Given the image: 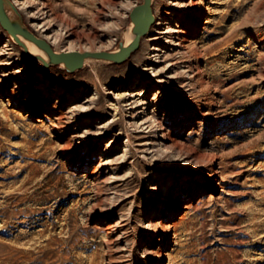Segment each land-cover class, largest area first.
Listing matches in <instances>:
<instances>
[{
  "label": "rangeland",
  "instance_id": "rangeland-1",
  "mask_svg": "<svg viewBox=\"0 0 264 264\" xmlns=\"http://www.w3.org/2000/svg\"><path fill=\"white\" fill-rule=\"evenodd\" d=\"M21 1L30 30L46 3L53 14L35 21L94 27L104 51L144 2ZM196 1L187 47L164 39L161 61L147 59L158 17L179 21L173 0H153L156 21L124 63L91 58L74 72L38 65L0 24V48L9 38L20 59L0 57V264H264V0ZM24 65L52 89L41 112L26 106L39 81L18 87ZM141 88L137 115L129 93ZM174 210L176 233L162 225Z\"/></svg>",
  "mask_w": 264,
  "mask_h": 264
},
{
  "label": "bare ground",
  "instance_id": "bare-ground-1",
  "mask_svg": "<svg viewBox=\"0 0 264 264\" xmlns=\"http://www.w3.org/2000/svg\"><path fill=\"white\" fill-rule=\"evenodd\" d=\"M198 3L199 2L196 0H181V1L173 0L171 6L174 8V13L173 14L169 13V15L173 16L176 14L179 21L175 22V20L173 21V18L168 19L164 17H158V20L155 26V28L157 27V29L155 30L160 35H158V37L156 36L153 38L151 37L149 38L150 40H153L156 42H155V45L151 47L152 53H150L147 59L149 58L153 60V62L161 61V57H162V55H160L161 52H166V49H165L166 47H164L161 44L164 39L165 40L163 42L172 43V45H174L175 47L176 46L177 47H187L186 42L189 41V37L193 34L190 24L198 25L201 19L200 14L198 13L200 9V7H197ZM13 4L15 6V9L11 7L6 8V12L8 16L11 19H18L19 21H22L23 23L20 10L21 11L24 10L25 3L21 0H13ZM53 12H54V9L49 4H46V3L41 4V6L36 12H32V13L29 12L28 25L31 26L32 28L31 31L38 38L44 39L50 45H53L54 48L56 49V53L73 52V51L84 53L87 51L97 52V51H104L105 49L106 50L108 49L107 48L108 45L102 41V36L104 34L99 33L98 30L95 29L94 27H91L89 29L79 28L74 23L60 20V22L58 23L59 28L56 30L53 28L55 25H57V22L55 21L54 18L53 19L49 18L47 21L43 23H38L37 21L34 20V19H45L47 17H50L53 14ZM132 29H133V24L131 25V33L133 36L131 35L130 32H128L124 39V46L126 47L131 44V42L133 41L135 37L134 33L132 32ZM2 36H5V34L1 32L0 30V39L2 38ZM9 36L14 43H17L15 38L12 35L9 34ZM18 37L23 43V46L21 47L24 49L25 53L27 49L29 53L33 55L32 57L37 60L38 65L42 64L45 66V63H49V65L52 64L48 53L43 48H41L38 44L29 40L22 34H18ZM71 37H73V39H69ZM7 39H8V43H5L3 47L0 48V57L7 55L9 59L2 64L6 66H14L16 63L15 60H20V59H16L13 57V50H14L13 45L10 39L9 38ZM62 43H67L69 44V46L67 48H63L61 47ZM81 46L85 48L79 49L78 47H81ZM118 50H119V47H117L113 51L116 52ZM173 64L174 63H171L170 65H173ZM53 65H58L60 68H66L64 63L53 64ZM17 72L25 73L21 76V81L23 84H20L18 86L19 88L25 87L26 89H23V91L26 90V92H28V90L31 87L30 85L34 82V80H37L40 83L39 85L41 89L37 90L36 92L29 91L30 93L28 95L30 96V98H27V99L28 101L30 100V104H27L26 106L31 107V109H35V110L37 109V111H39V109L48 107L49 105L48 96L50 97V95L52 94V89L47 84H43V79L45 78L44 75H38L37 77L31 78L29 76L30 66H27V65L21 66L17 70ZM68 89H71V87H69ZM137 91L138 89H135L133 90L132 93H129V95L131 97H134L133 99L134 101L132 103H136L137 105L135 106L141 105V107L138 108L137 115L139 113L144 114L145 110H141V109L143 108L142 105L146 106V104H149V102L146 101V98H145L148 91L144 88H141V91L139 92ZM36 102L39 103V106L37 107H36ZM135 106H131V107H135ZM83 109L85 108L83 107L81 110ZM88 111L90 110H87L85 113L89 114L90 112ZM70 113H71V116L67 115L66 113L59 112L58 115L56 116V119L58 120L59 124H62L66 118L72 119L77 116V112L75 108L72 109ZM6 116H7V113H6ZM139 131H142V130H139ZM162 136L163 135H161L160 137ZM174 144H176V142H174ZM183 149H184V146H181L180 151H182ZM203 159H204L203 154L193 152L192 155L188 156V160H186L188 164H191L194 162L193 165L195 168L193 169H196L197 171L198 169H203V172L199 171L198 173V174H201L198 176L199 179H201L200 177H202V173H207V170H208V168L205 166V163H203L204 162ZM159 161H162V160H159ZM159 161H157V163H159ZM210 169L212 171L211 177H213L212 179L213 183H216V179H214V177L216 176V174L218 175L219 171H215L214 168H210ZM194 177H197V176L195 175ZM175 199L177 200V202H179V205H181L183 202L185 203V200H184L185 198H182L181 196L176 195ZM178 210H174L171 214H167L166 218L163 219L162 225L165 229L167 228V232H170L171 231L170 229H173L174 232L176 233L175 225L174 223L172 224L170 220L173 219V217L176 215ZM149 225H152V221L149 222Z\"/></svg>",
  "mask_w": 264,
  "mask_h": 264
},
{
  "label": "water",
  "instance_id": "water-1",
  "mask_svg": "<svg viewBox=\"0 0 264 264\" xmlns=\"http://www.w3.org/2000/svg\"><path fill=\"white\" fill-rule=\"evenodd\" d=\"M8 7L15 9L11 0H0V23L3 29L15 38L17 44L23 46L22 41L18 37V34H22L43 48L48 53L52 64L64 63L66 70L69 72L81 69L84 66L85 61L89 58L108 60L116 64L124 63L131 56V54L139 48L142 37L148 34L152 25L156 21L153 9V0H144V2L137 5L130 14L133 24L132 32L135 37L131 44L127 47L124 46V42H120L119 50L116 52L87 51L81 53L73 51L56 53L52 45L44 39L38 38L27 26L22 23V21H19L18 19H11L6 12V8ZM26 54L29 57L33 56L27 49ZM48 65L49 63H45L46 67Z\"/></svg>",
  "mask_w": 264,
  "mask_h": 264
}]
</instances>
